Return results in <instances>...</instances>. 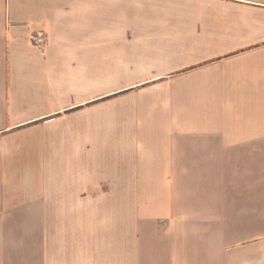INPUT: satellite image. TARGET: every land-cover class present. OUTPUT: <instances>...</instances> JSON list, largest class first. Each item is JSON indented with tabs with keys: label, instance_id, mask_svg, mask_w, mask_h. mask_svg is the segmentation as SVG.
<instances>
[{
	"label": "crops",
	"instance_id": "0c3cea01",
	"mask_svg": "<svg viewBox=\"0 0 264 264\" xmlns=\"http://www.w3.org/2000/svg\"><path fill=\"white\" fill-rule=\"evenodd\" d=\"M12 244L264 264V0H0V264Z\"/></svg>",
	"mask_w": 264,
	"mask_h": 264
},
{
	"label": "rangeland",
	"instance_id": "374dc122",
	"mask_svg": "<svg viewBox=\"0 0 264 264\" xmlns=\"http://www.w3.org/2000/svg\"><path fill=\"white\" fill-rule=\"evenodd\" d=\"M128 109H129V106H128ZM140 109H141L140 111L146 112L148 111V106L144 103V105H140ZM125 123L130 124L131 122H125ZM127 188L129 189V186H127ZM139 219H142V218H139ZM130 224H131V216H123L124 231L126 228L129 229V227L127 226H130ZM124 234L126 236V239L129 240L130 232L128 233L124 232ZM162 246H163L162 244H122L121 245V255L123 258V264H132L133 262H138V264H140L141 262L142 264H147V262L150 263L154 257L162 259L163 257ZM34 253H35V244H26V253L24 255V259H26L25 260L26 264H37L38 258L36 257L38 256H36ZM174 255L177 256V252ZM15 256H16V250H15L14 244H12V248H11L12 264H14L13 258Z\"/></svg>",
	"mask_w": 264,
	"mask_h": 264
},
{
	"label": "built area",
	"instance_id": "2783aa9c",
	"mask_svg": "<svg viewBox=\"0 0 264 264\" xmlns=\"http://www.w3.org/2000/svg\"><path fill=\"white\" fill-rule=\"evenodd\" d=\"M31 41L35 46H43L46 43L45 34L43 32H36L31 35Z\"/></svg>",
	"mask_w": 264,
	"mask_h": 264
}]
</instances>
